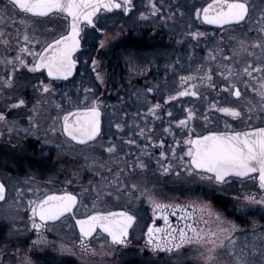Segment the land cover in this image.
I'll list each match as a JSON object with an SVG mask.
<instances>
[{"label":"snow or ice","instance_id":"obj_1","mask_svg":"<svg viewBox=\"0 0 264 264\" xmlns=\"http://www.w3.org/2000/svg\"><path fill=\"white\" fill-rule=\"evenodd\" d=\"M166 3L147 0L140 10L135 0H0V264H64L68 256L126 264L138 239L141 264H170L192 246L203 264L218 256L264 264V0H178L165 11ZM116 14L133 24L179 17L175 42L188 45L161 79L148 77L166 52L125 47L119 107L97 93L116 80L103 66L124 34L108 26ZM78 64H90L92 83L76 85ZM30 137L50 165L46 179L21 167L28 146L19 141ZM157 173L184 190L149 187ZM237 183L245 190L230 195ZM194 184L207 192L197 195ZM145 202L153 224L137 236L135 205Z\"/></svg>","mask_w":264,"mask_h":264},{"label":"flooded vegetation","instance_id":"obj_2","mask_svg":"<svg viewBox=\"0 0 264 264\" xmlns=\"http://www.w3.org/2000/svg\"><path fill=\"white\" fill-rule=\"evenodd\" d=\"M147 0H135V3L137 4V7L140 10H144V4H146ZM178 0H167V3L176 4ZM179 2H183V0H179ZM194 2H202V0H187V3L190 5ZM167 3L165 5V11H167ZM138 15V13H137ZM118 21V22H116ZM127 21V23H125ZM114 22H116L114 24ZM109 28H113V31H118L122 26L124 28V34L121 37L120 41L116 42V44L112 47L111 51H108L104 55V68L108 72L115 71L116 73V80L115 83H109L107 86H99L97 88V93L100 96V98L104 101L106 105H115L117 107L120 106L119 97L124 96L125 93L123 90L118 91V88L120 87V81L119 76L120 73L124 67L122 59L119 60L120 53L123 51L125 47H136L143 51H154L159 50L161 53H167L168 56L160 55L156 61L155 64L152 67V71L149 75V79H152L153 76H155L157 79H161L165 73V64L170 63L172 59H174L177 55L183 56L184 51L187 49L188 45H179L175 41L181 38V32L183 31V23L180 21V18L177 17V20L175 23L171 20L165 22L152 18L148 21L138 22L133 24L131 21H129L128 17H121L119 14L112 15L111 18L107 21ZM199 24V22H197ZM174 25V26H173ZM204 28L211 29V26H203ZM203 47V46H201ZM198 55H204L202 51L199 49ZM93 56L96 55V53H92ZM83 73V76L81 75ZM94 73H91V66L90 64L87 67L77 65V71L76 75L73 77V79L76 82V85L79 86L80 82L83 80L85 84H90L94 80ZM169 79L171 80V72H169ZM98 84V82H96ZM137 86H142L144 84V79L139 78L137 80ZM31 94V90L29 89V95ZM129 107L128 111L131 113L135 111L136 105L133 104L131 100H129ZM184 103L186 106L189 104V101L187 98H185ZM195 104L197 107H200L203 104V101H195ZM112 109L109 107L105 115L103 116L104 120V127L107 128V120H108V113H110ZM219 126L223 127V119L220 120ZM197 131H200L199 128H197ZM21 144H26L27 152L23 156L20 157L22 164L21 167L27 171V170H37V176L43 180L46 179L49 175L52 173L49 171L50 165H44L42 161H40L39 158V151H40V144L36 141L34 137H30L28 140H21L19 141ZM4 149L2 146H0V152H2ZM35 151L36 155L33 156L32 152ZM18 174L23 177V172L19 169L16 170ZM0 178H4V175L2 172H0ZM7 182V180H6ZM249 184L251 182H248ZM148 185L149 187L155 185L156 189L160 192L169 193V194H175L177 196L180 195V192L184 190V187L181 182H178L173 177H166V176H160L158 173L153 176L149 174L148 176ZM59 187V185H57ZM193 191L200 195L203 192H207V189L204 188L201 185L194 184L191 186ZM71 191H79L78 188H71L69 189ZM245 189L241 188V185L237 183L233 189L229 190L230 195H235L237 191H243ZM15 195L14 192L9 191V199ZM183 199V197H181ZM219 199L221 201H227V197L225 196H219ZM126 200H121L120 205L123 206L126 204ZM131 206V205H129ZM5 206L0 204V210H2ZM137 214L140 217L139 222L136 226V229L146 230V225H152L153 224V217H152V210L150 206L145 202L143 204L137 203L135 205ZM231 206L229 205V208ZM118 210V209H114ZM86 211L85 208L80 207L77 209V215H81ZM170 222L173 225H176L177 218L175 216L169 217ZM264 223V222H262ZM155 226L156 227H164V223L160 219L155 220ZM66 237H70L73 239V236L69 234ZM251 239V237H249ZM74 258V256H73ZM72 256H68L65 258L64 264H73L71 261L74 259Z\"/></svg>","mask_w":264,"mask_h":264},{"label":"rangeland","instance_id":"obj_3","mask_svg":"<svg viewBox=\"0 0 264 264\" xmlns=\"http://www.w3.org/2000/svg\"><path fill=\"white\" fill-rule=\"evenodd\" d=\"M137 236L141 235V231L139 229H136ZM72 238L66 237L65 242L71 243ZM143 244V239H138L133 241V247L130 250L129 255L126 257V264H141L142 259H147V257H142L135 255L137 247ZM73 258V256H72ZM74 260L71 261L73 264H81L80 260L77 257L73 258ZM90 260H95L97 258H88ZM225 257L218 256L217 258V264H223ZM179 261V264H203V261L197 258V252L195 250V247H186L185 249L181 250L180 253H177L172 256V259L170 261V264H176V262Z\"/></svg>","mask_w":264,"mask_h":264}]
</instances>
